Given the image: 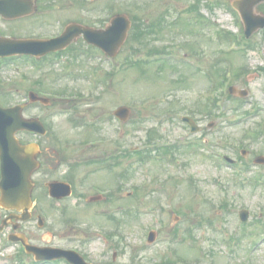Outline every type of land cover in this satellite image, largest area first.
<instances>
[{
	"label": "rangeland",
	"instance_id": "rangeland-1",
	"mask_svg": "<svg viewBox=\"0 0 264 264\" xmlns=\"http://www.w3.org/2000/svg\"><path fill=\"white\" fill-rule=\"evenodd\" d=\"M223 1L222 5L215 0H38L40 7L62 20L102 27L109 16L124 13L132 22L125 43L107 62L85 57L88 47L81 40L76 48L84 55L73 57L72 65L60 61L63 57L70 60L67 55L59 58L61 54L48 55L40 69L37 63L24 59L0 61L2 106L20 102L21 93L29 89H41L52 96L55 91L68 95L73 87L83 88V95L91 92L89 81L80 75L63 76L67 70L93 73L97 79L96 90L85 97L87 104L75 107L71 114L40 104H29L23 111L26 116H38L51 131L50 136L41 139V167L33 176L38 185L46 179L63 177L69 163H75L79 155L107 153L112 162L111 155L116 153L119 161L111 169H96L97 163L84 162L75 167V196L63 202L71 212L67 217L72 222L66 225L60 222L57 211L50 209L52 202L41 199V188L37 190V204L48 216L47 225L55 226L52 232L57 233L52 243L79 245L92 260L96 259L103 243L95 234L94 240L87 241L91 232L81 235L72 228L82 227L110 234V258L118 252L110 264H160L179 256L189 264H264V244L257 249L248 245L258 234L264 239V184L251 179L248 184L240 183L242 177L220 159L222 154L236 158L241 149L250 151L242 161L264 155V73L258 53L264 37L257 32L248 39L250 47L246 51L226 54L230 37L224 36L225 31L237 33L242 26L227 8L231 0ZM195 3L198 8H191ZM45 15L39 12L30 19L11 23L0 19V35L40 37L56 32L60 23ZM152 47L191 56L190 67L175 59L118 68L125 58L149 52ZM55 58L59 63L53 62ZM228 63L248 69V75L241 69L233 82L237 88L246 89L248 95L242 98L237 113L233 110L237 104L227 98L239 96L230 93L225 100L229 112L221 116L216 114L213 100L218 96L225 99L226 87L225 93H220L219 87L211 89L213 83L208 76H217L216 70ZM67 101L61 104L73 103L72 99ZM121 105L129 110L123 123L113 117V110ZM205 105L211 110L209 114L202 110ZM183 115L194 119L199 130L191 133L180 119ZM74 118L80 122L75 124ZM258 126L263 129L258 138L243 137L245 131ZM26 136L18 134L24 141L34 139ZM204 140L214 146L215 155L208 147L201 150L198 141ZM164 143L173 147L167 152L155 149ZM189 143L192 146H186ZM57 146L65 151H58ZM151 146L150 152L144 151L147 154L143 160L137 158L139 153L132 152ZM104 188L111 189V201L84 203V198ZM244 208L249 210V217L246 224H241L238 211ZM32 225L25 224V231H30ZM150 229L156 232V238L147 243ZM36 230L38 234L48 232L46 228ZM224 230L232 236L228 242L222 238ZM5 252L0 251V264H8L1 256Z\"/></svg>",
	"mask_w": 264,
	"mask_h": 264
},
{
	"label": "water",
	"instance_id": "water-1",
	"mask_svg": "<svg viewBox=\"0 0 264 264\" xmlns=\"http://www.w3.org/2000/svg\"><path fill=\"white\" fill-rule=\"evenodd\" d=\"M28 0H0V13L6 16H16L26 9L25 3ZM239 8L245 19L247 33H250V22L248 16V9H250L249 0L240 1ZM124 17L117 16L112 21V25L107 27L106 30L95 31L89 28L77 26L72 30L83 32L86 39L92 43L104 48L109 54L114 55L117 47L122 43L125 37L126 26L120 24L124 21ZM126 21V20H125ZM254 25L251 27L256 29L258 26H263L264 20L258 22L255 20ZM71 30L66 32L69 35ZM70 37V36H68ZM70 40L61 38L58 42L52 43V46L47 44L25 41V40H8L0 38V55L9 52L26 51L30 46L34 51L45 52L60 48ZM11 44L9 46H2V44ZM7 49L9 51L3 52L1 50ZM3 52V53H1ZM21 106L13 108L2 109L0 108V159H1V180L0 190L2 192L0 203L6 207L24 208L27 209L29 201V191L31 184L29 176L32 170L37 166L35 161L36 148L34 145H21L14 137L17 130H39L43 131L41 124L36 119H25L20 114ZM127 112L125 111V114ZM124 114V115H125ZM53 189L52 191H54ZM26 217H24L25 219ZM152 239V238H151Z\"/></svg>",
	"mask_w": 264,
	"mask_h": 264
},
{
	"label": "flooded vegetation",
	"instance_id": "flooded-vegetation-1",
	"mask_svg": "<svg viewBox=\"0 0 264 264\" xmlns=\"http://www.w3.org/2000/svg\"><path fill=\"white\" fill-rule=\"evenodd\" d=\"M48 4H50V3H48ZM262 11L264 12V8L262 9ZM63 179L64 178L62 177L58 181H62ZM53 180H55V179H53ZM49 181H52V180H46V181L42 182L44 195H45V191L47 190L46 183H48ZM37 186L38 185L36 183H34L35 192H37V190L39 188H41L40 186H38V187ZM35 197H36V195H35ZM66 199L67 198H62L59 200L52 199V200L56 204H58L59 202L66 201ZM58 212L67 214V213H70V210L66 209V210H60ZM0 213H3V215L0 214V222H2L3 220H6L7 218H10L7 221L8 224L4 227V229L2 231L3 234L6 235V237L11 235L12 238H18L19 236L17 234H23L25 236L26 240L29 243L34 244V245L59 247V248H64L66 250H74V251H77L79 254H81L83 256V258L85 259V261H87L88 263H91V264H110L111 259H112V261H114L117 258V255H118L117 251H114L111 254V258H110L109 247H105V248L99 247L98 253H97L98 255L96 256V259L92 260L91 256L88 255V253H86V249L84 248L82 250V247L79 245H74V244L63 245L62 243H59V242L52 243V239H53V237L56 236L57 233L54 235V233H51L48 231L47 233L38 234L36 229L41 230V229L45 228L43 226H39V228H37V226L32 225L30 227V231H25V224L34 223L35 220L37 221V218L40 216V214L37 212V210H35L33 208L30 211V220L25 222V223L16 221V218L21 216L20 211H17L15 209L4 210V209L0 208ZM13 227H15L16 229L13 230ZM35 233H37V234H35ZM75 233H78V234L79 233H90V231L77 230ZM78 241L81 242V240H78ZM82 243H83V246L86 245V241H83ZM18 248L21 251L23 250L22 245L20 243H18ZM27 256H29V259L33 258L32 255H30V254H28ZM47 263H51V262H42V264H47ZM55 264H68V262L66 261L65 258H60V259H57L55 261Z\"/></svg>",
	"mask_w": 264,
	"mask_h": 264
}]
</instances>
